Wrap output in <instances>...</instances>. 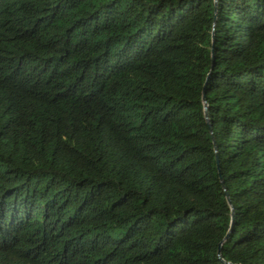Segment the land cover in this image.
Returning <instances> with one entry per match:
<instances>
[{"label": "trees", "instance_id": "trees-1", "mask_svg": "<svg viewBox=\"0 0 264 264\" xmlns=\"http://www.w3.org/2000/svg\"><path fill=\"white\" fill-rule=\"evenodd\" d=\"M0 264H264V0H0Z\"/></svg>", "mask_w": 264, "mask_h": 264}, {"label": "water", "instance_id": "water-1", "mask_svg": "<svg viewBox=\"0 0 264 264\" xmlns=\"http://www.w3.org/2000/svg\"><path fill=\"white\" fill-rule=\"evenodd\" d=\"M203 115H204V118H206V111H205V104L203 103Z\"/></svg>", "mask_w": 264, "mask_h": 264}]
</instances>
